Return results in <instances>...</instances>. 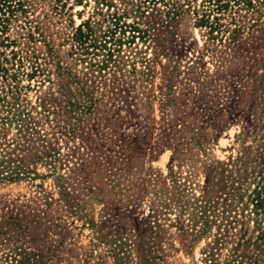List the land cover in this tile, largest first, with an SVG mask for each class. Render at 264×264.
Here are the masks:
<instances>
[{
    "label": "rangeland",
    "instance_id": "rangeland-1",
    "mask_svg": "<svg viewBox=\"0 0 264 264\" xmlns=\"http://www.w3.org/2000/svg\"><path fill=\"white\" fill-rule=\"evenodd\" d=\"M27 1L52 57L39 62L42 80L24 76L27 88L14 90L38 134L21 140L0 102V170L19 176H0V264H205L217 233L199 234L207 168L264 147V16L254 24L257 16L242 11L234 42L199 26L193 13L204 0ZM116 20L122 45L108 44L114 62L93 73L89 58L73 54V34L90 22L103 45ZM25 22L19 15L0 42L16 39ZM99 50L90 49L97 62L106 54ZM186 124L193 139L180 142ZM255 157L264 160L261 148ZM254 171L260 176L261 166L235 194L257 186ZM251 218L256 236L264 215Z\"/></svg>",
    "mask_w": 264,
    "mask_h": 264
},
{
    "label": "trees",
    "instance_id": "trees-1",
    "mask_svg": "<svg viewBox=\"0 0 264 264\" xmlns=\"http://www.w3.org/2000/svg\"><path fill=\"white\" fill-rule=\"evenodd\" d=\"M15 1L0 0L1 38L9 33L12 23L14 24L15 21H18L19 15L27 21L25 22L26 28L20 26L23 32H16V39L12 40L11 36L8 35L0 42V46L6 49L10 45L19 47V51H12L8 55L5 51L0 53V78L6 82L5 86H1L0 89V102L10 107L9 113L12 112L13 116L17 118L16 122H19L22 129L20 132L23 134L21 140H24L28 136L38 134V132L36 131V125L34 126L35 122L33 123L30 111L25 108L24 110L16 108L17 104L20 103V98L19 95L15 97L14 90L17 93V91L21 92L22 89L27 88L20 86L24 76L29 80H42V76H45V70L43 69V64L39 62L40 60L47 61L48 58H51L50 53L52 51L50 40L47 41L48 36L45 35L46 31L38 25L34 26L33 21L29 20L28 14L32 5L28 4L27 0H17L18 3L16 4ZM151 2H155V0H150L149 4ZM146 8L148 9L149 7ZM172 10L173 12L177 11L174 8L170 9V12ZM242 11L247 14L250 13L252 17L257 16L254 19V24L258 23L264 16V0H204L199 8L195 6L193 14H195L199 26L206 28L212 36L216 32L217 35L230 32L232 35L231 39L235 42L239 39L242 31V26L238 24V19L245 18L244 15H241ZM113 18L116 19L115 16ZM117 20L116 23L111 22V28L114 27V29L112 28L111 32H105L104 37H102V39L109 37L112 42L103 39V45L100 41L94 40L95 34L90 22L83 25L84 28H87L86 32L83 31V27H79L73 34V54L89 58L93 73L105 70L108 64L114 62V53L117 50L108 48V44L112 43L115 47L122 45L121 39H115V31L118 27ZM224 22H227V24ZM231 25H235V28L231 29ZM131 29L133 32L144 33L137 28L131 27ZM107 34L110 36H107ZM42 42L44 47L47 48L45 54L37 47V43ZM96 42H100V47ZM99 48L105 51L106 54L102 55L103 60L97 62L96 57L99 55L91 53L90 49L92 51H100ZM83 61L87 62L88 60ZM132 67L131 73L136 72L135 66L133 65ZM27 70L28 72H25ZM40 80H37V82H40ZM10 93L13 94L11 98L13 102L7 100ZM190 130V124L184 125L186 136L182 137L183 141L180 142L193 139L188 133ZM171 132L173 133V130ZM262 137L264 145V136L262 135ZM173 139L171 138L169 141ZM257 148H261L264 152V147L253 145L247 149L244 148L243 152L237 157H230L226 162H217L215 167L210 166L207 168L203 199L201 206L196 208L197 212H199L197 219L201 224L199 234L206 235L211 232L213 227L217 228V233L214 235L213 242L209 243V250L205 253V264H208V262H210L209 264H219L221 251L224 248L229 249V254L225 256V264H264V227L261 226L259 219L255 220L256 227L253 231V233L257 232V235H251L249 231V224L251 219H253L251 217L257 216L258 218L260 215H264V160L261 163H257L261 160V158L255 157V149ZM255 164H259L262 170L259 173L260 176H255L257 172H253V181H258L257 186L244 196L241 193L235 194L238 189L237 185H242L248 170ZM7 170L10 169L7 168ZM7 170H0V176H3L4 180L11 181L13 178L17 179L19 177L16 171L13 170L8 173ZM250 206H253L252 211L246 214Z\"/></svg>",
    "mask_w": 264,
    "mask_h": 264
}]
</instances>
